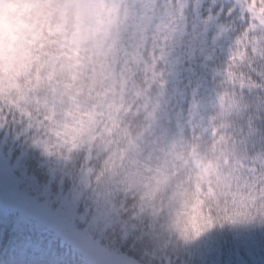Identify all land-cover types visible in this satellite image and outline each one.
<instances>
[{
    "label": "trees",
    "instance_id": "obj_1",
    "mask_svg": "<svg viewBox=\"0 0 264 264\" xmlns=\"http://www.w3.org/2000/svg\"><path fill=\"white\" fill-rule=\"evenodd\" d=\"M170 1L176 6L182 2V0ZM104 2L111 5L118 3L119 7L123 8L126 0H104ZM229 2L234 4L235 10H241L243 14L248 13L249 24L257 17L255 13L259 9L255 8L250 0H229ZM212 23L206 24L210 32ZM236 24V21H233L231 25L223 24L228 29V34L224 37H233ZM131 26L132 28L117 17L110 20V31H105L108 35L105 50L107 60L103 61L100 56L98 57V61L104 62V70L101 71L99 68L101 73L98 75L99 80H94L91 86V92L97 94L99 100L103 98L104 91L110 87L108 89L109 109L104 121L96 129L95 135L88 144L70 153L67 147H62L67 157L64 163L58 165L61 171L55 170L53 173L50 170L48 164L44 162L43 151L37 146L44 133L46 122L40 121L30 109L39 113L40 108L31 104L24 112L17 109L27 119L26 127L5 131L6 126L0 121V176H3L0 179V211L2 212L0 215V264H24L32 259H37L36 261L41 264H58L59 262L60 264H96V258L83 244L82 239L90 240L95 249L94 242L100 239L99 251L103 254L125 256L136 263L144 264L151 251V241L144 237L142 230L154 239L162 237L168 243L175 240L189 250L200 252L204 264H212L215 259L221 264H264V229L245 227L239 218V209L235 216L228 217L222 223H217L210 212L197 210L195 214L188 215L183 211L190 202H195L198 209L205 200L214 198L211 189L212 181H208L207 197L201 192L200 181L209 170L215 169V165L199 151L197 143L189 142L186 130L191 132L192 140L195 141L197 129L201 130L202 136L207 132L203 130V114L207 113L212 118V123L223 120L224 126L227 127L229 116L234 113L239 114L247 108L245 103L236 100L239 108L233 112L229 110L218 113L214 109L212 113L202 108L206 113L195 111V114H199L196 117L192 111L194 105L197 102L201 104V98L207 96L209 91L211 97L219 98L217 102L220 104L224 102L223 99L228 98L219 93L218 89L223 87V83L217 82L232 79L233 72L225 63L232 58L217 57L209 45L201 42L192 52L194 56L198 55V58L203 60L205 67L201 79L197 82L198 86L192 93L193 102L188 110L190 119L186 125L179 126L183 130L181 135L183 141L179 149L190 143L191 151L185 156L180 150L182 155L181 159H178L179 163L167 162L165 165L171 170V175L169 172L167 174L177 179L168 181L155 195V200H150L148 196L152 186L146 187L143 183L137 182V184L134 181L132 183L127 177L130 170L135 167V161L127 159L125 164L124 160L126 155L130 156L136 147V138L143 121L134 126L130 119L125 120V116L129 113L132 116L136 115L135 112H131L129 105L136 100H143L144 93L151 92L152 84L155 83V78L149 80L146 75L141 80L134 78L141 65L144 66L145 73H155V63L151 67L147 66L141 52L132 50L131 36L136 33L134 28L136 25ZM245 36L247 37V33ZM189 51L192 50L189 49ZM253 51L264 58V48L260 49L259 46L258 51L253 47ZM170 56V52L161 55L160 60L165 62V66H168ZM244 58L243 55L240 56L241 60ZM92 62L89 58L88 64ZM39 64L40 61L32 58L29 73L21 75L8 73L10 92L14 91L18 83L31 95H37L42 91L45 93L46 89L39 82L41 78L37 71ZM260 76L264 78V72H260ZM109 79L112 80L111 86L107 83ZM98 139L105 151H109L113 145L124 144L123 148L110 152L105 161V170L99 173L92 164L95 158L93 146ZM208 163H210L209 170L206 166ZM193 165L200 169L196 180L193 181L190 175L187 179L180 180L181 166L190 169ZM117 168L120 172H117ZM105 172L108 173L107 176ZM117 175L123 176L121 184L127 183L129 187L137 186L138 191L143 190L139 202L133 206L135 215L131 217L130 222L117 223L114 220L116 201L112 184ZM5 186L14 192L9 197L4 195ZM13 187L19 188V191ZM21 191H24L26 195L20 194ZM84 193H90V196L85 199ZM27 199L35 200L27 201ZM8 201H11L15 207L8 209L9 206L5 204ZM31 202L35 203L36 209L41 203L49 205L44 209L45 212L29 213L26 211ZM169 204L173 206L175 213L173 211L168 213ZM32 214H36L35 219L31 217ZM43 215L45 216L43 218L45 233L38 230L34 233L30 230V222L41 219ZM51 218L54 222L48 221ZM60 229H62V235L58 234ZM60 235L70 238L73 242L66 246L64 239L58 237ZM113 236L115 241L111 242ZM74 237L77 239L74 240ZM17 244L27 245L30 249L14 257L12 253ZM36 247H39L38 252L35 251Z\"/></svg>",
    "mask_w": 264,
    "mask_h": 264
},
{
    "label": "clouds",
    "instance_id": "obj_2",
    "mask_svg": "<svg viewBox=\"0 0 264 264\" xmlns=\"http://www.w3.org/2000/svg\"><path fill=\"white\" fill-rule=\"evenodd\" d=\"M29 2L30 0H0V42L6 38L8 26L15 24L24 5ZM250 3L257 9L264 7V0H250ZM234 7L229 0H216L215 6L210 0H204L198 13L191 5L186 9L187 15L196 21L190 22L186 30L179 16L171 19L165 17L163 22L154 21L145 34L140 52L147 66L151 67L155 63V73H145L144 66L141 65L134 78L141 80L145 75L149 80L155 78L150 93L149 108L152 103L158 104L157 124L153 127V134L144 137V151L137 157L138 163L134 170H139L140 179L152 183V177L159 175L156 169H163L165 166V153L159 150L157 144L161 130L168 129L174 132L177 126L186 125L190 119L188 110L193 102L192 93L198 86L197 82L201 79L205 67L203 60H200L198 55L192 54L199 47L197 37L203 30L202 21H206L210 15L218 17L215 22L219 24L231 25L236 21V31L229 45L234 55L231 61H225L227 67L232 70L233 77L229 81H218L217 83H223V87L218 91L221 95L242 101L247 108L239 114L234 113L229 116L227 127L224 126L223 120H216L215 123L206 122L204 127L207 132L202 136L201 130L197 129L195 141L192 140L191 132L186 130L189 142L197 143L199 151L215 165V169L209 170L200 181V189L205 197L209 192L208 181H212L214 198L205 200L198 209L195 202H190L183 211L188 215L195 214L197 210L210 212L217 223H222L228 217L235 216L239 209V218L245 227L264 229V78L260 76V72H264V58L253 51V34L248 33V13L245 12L244 19L241 20L238 10L233 11ZM260 47L264 48V44ZM165 52L171 53L168 66L160 60ZM241 55L245 57L243 60L240 59ZM68 63L70 62L60 61L58 68ZM71 71L72 69L65 67V77H68ZM12 96L14 99V93ZM143 103V100H136L129 105L131 112H135L136 115L132 116L129 113L125 116V120L130 119L134 126L141 123L144 117V110L141 107ZM30 110L40 121L46 122L43 109L39 113ZM0 121L6 126L5 131L27 126V119L8 97L0 100ZM190 143L177 150H182L187 156L191 151ZM123 147L124 144L120 143L105 151L98 139L93 146L95 158L92 161L97 172L105 170V161L112 150ZM124 163L127 164V157ZM199 171L200 169L194 165L190 169L181 166L179 179L183 181L190 175L195 181ZM117 172H120L119 168ZM168 172L171 175L170 169ZM107 175L108 173L105 172V176ZM122 179L123 176L117 175L112 184L116 201L114 220L117 223L131 221V217L135 215L133 206L139 202L143 191L142 189L138 191L137 186L129 187L127 183L121 184ZM84 196L87 199L90 193H84ZM181 218H184L183 215ZM142 234L151 241V251L144 264H204L202 254L198 251L189 250L175 240L168 243L162 237L154 239L143 230ZM114 241L113 236L111 242Z\"/></svg>",
    "mask_w": 264,
    "mask_h": 264
},
{
    "label": "rangeland",
    "instance_id": "obj_3",
    "mask_svg": "<svg viewBox=\"0 0 264 264\" xmlns=\"http://www.w3.org/2000/svg\"><path fill=\"white\" fill-rule=\"evenodd\" d=\"M203 2L204 0L195 2L182 0L170 13L165 0L157 1L160 11L157 4L152 0H127L125 4L127 11L119 16L129 25H136L134 27L136 33L131 36L132 50L140 52L145 34L156 20L163 22L165 17L171 19L179 16L186 30L190 22H196L195 19L187 15L186 9L191 5L198 13ZM210 3L215 6L216 0H210ZM233 11L237 10L233 9ZM238 12L240 19L243 20V12L241 10H238ZM116 14H118V10L111 4H106L104 0H30L17 16L15 24L8 26L6 38L0 42V100L8 97L10 102L23 112L31 104L44 110L46 119L45 130L37 146L43 151L44 162L48 164L53 173L55 170L61 171L58 165L66 161L67 153L62 151V147H67V151L70 153L88 144L95 135L96 129L104 121L109 109L108 89L110 87L104 91L103 98L99 100L98 95L91 92V86L94 80H99L98 75H101L99 68L101 71L104 70L103 61L106 58L101 55L103 61H98V54L104 51L105 30L108 26L107 20ZM141 15L143 16L141 17ZM255 15L257 17L249 24L248 33L253 34L254 49L257 48L259 51V46L264 44V7L257 10ZM197 18L199 17L197 16ZM216 19L218 17L210 15L206 21H202L203 30L197 40L209 45L217 57L231 59L234 53H232L229 45L233 37H224L227 34V30L218 23L211 24V32L207 29L206 24L216 21ZM131 25L130 28H132ZM237 43H242V41H237ZM32 58L40 61L37 68L41 77L39 82L46 89V92L42 91V94L31 95V93L25 92L21 84L18 83L14 91L10 92V80L7 78V74L21 75L29 73ZM89 58L93 61L92 64H88ZM60 61L70 63L58 68V62ZM88 65L90 66L88 67ZM65 67L72 69L68 77L64 75ZM110 82H112L111 79L107 80L108 85L111 86ZM150 93L146 91L143 96L144 103L141 107L144 110V117L136 138V147L130 156L126 155L128 160L135 161V165L138 163L137 157L144 151V137L152 135L153 127L157 124L158 104L152 103L151 108H149L151 103ZM161 95H163L162 92ZM227 97L220 104L217 102L219 98L211 97V92L209 91L207 96L201 98V104L197 102L194 105L193 114L197 117L199 114H195V111H205V109L210 110L212 113L214 109L218 113L229 110L233 112L238 109L239 105L236 99ZM19 104H22V106H19ZM202 108L205 109L202 110ZM212 121V118L207 113L203 114L204 131H207L204 127L205 123ZM181 135H183V130L179 126L176 127L174 132H170L168 129L161 130L157 144L159 145V150L165 153V165L167 162L179 163L182 152L177 149L182 144L181 141H183ZM206 166L209 167V170L210 163L206 164ZM134 168L130 170L127 177L132 183L134 181L139 184L143 183L146 187L152 186L148 196L150 200H155V195L168 181L177 179L168 175L167 172L170 168L164 166L163 169H156L159 175L152 177V183H149L146 179H140L141 173L138 169L134 170ZM216 174L219 175L218 173ZM2 178L3 176H0V179ZM13 188L19 191V188ZM3 190L6 197L14 193L8 186H5ZM19 193L26 195L24 191ZM33 200L35 199H27V201ZM5 204L9 206L8 209L15 207L11 201ZM42 204L36 209L35 203L31 202L28 204L30 209L28 208L26 212L32 213L36 211L40 213L49 205L48 203L47 205ZM167 207H170L168 213L169 211L175 213L171 204ZM1 214L2 212L0 211ZM31 217L35 219L36 214H32ZM44 217L43 215L41 219L31 221L30 230L34 233L37 230L45 233ZM48 221L54 222V219L51 218ZM58 234L62 235V229L59 230ZM61 235L58 237L64 239L66 246L73 242L70 238L62 237ZM92 235L95 238V235ZM75 237H77L76 234ZM75 237L73 238L74 240L77 239ZM82 241L85 246L91 245L93 247V243L90 240L82 239ZM95 242L94 246L99 250L101 248L100 239ZM86 248L89 250L87 246ZM29 249L30 247L27 245L17 244L12 256L16 257V255ZM35 251L38 252L39 247H36ZM119 257L125 258L126 264H139L125 256ZM36 260L32 259L24 264H41ZM212 264L221 263L215 259Z\"/></svg>",
    "mask_w": 264,
    "mask_h": 264
},
{
    "label": "snow or ice",
    "instance_id": "obj_4",
    "mask_svg": "<svg viewBox=\"0 0 264 264\" xmlns=\"http://www.w3.org/2000/svg\"><path fill=\"white\" fill-rule=\"evenodd\" d=\"M93 256L96 258V264H126V260L123 257H117L112 255H105L99 250L95 249L91 245H86Z\"/></svg>",
    "mask_w": 264,
    "mask_h": 264
}]
</instances>
